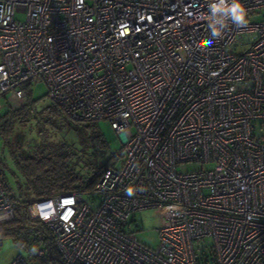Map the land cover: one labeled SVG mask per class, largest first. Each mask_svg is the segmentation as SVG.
Returning a JSON list of instances; mask_svg holds the SVG:
<instances>
[{"label": "built area", "instance_id": "2783aa9c", "mask_svg": "<svg viewBox=\"0 0 264 264\" xmlns=\"http://www.w3.org/2000/svg\"><path fill=\"white\" fill-rule=\"evenodd\" d=\"M216 2L0 0V98L22 107L44 83L68 118L107 120L123 144L90 191L30 202L62 264H264V0L213 35ZM151 208L155 248L136 237ZM15 218L0 182V225ZM17 250L9 264H48Z\"/></svg>", "mask_w": 264, "mask_h": 264}, {"label": "trees", "instance_id": "16d2710c", "mask_svg": "<svg viewBox=\"0 0 264 264\" xmlns=\"http://www.w3.org/2000/svg\"><path fill=\"white\" fill-rule=\"evenodd\" d=\"M31 88H27V103L19 108L10 109L6 107L3 114L0 115V138L2 143L10 151L13 162L18 174L23 179V183L17 187L18 194L12 192L7 175L8 167L0 157V182L10 195L16 208V218L14 221L0 225V240L7 238L17 246H24L27 249L41 247L46 254L48 264H62L61 258L57 252L53 235L50 229L40 220L32 219L28 213V207L31 199L28 193L32 194L34 199L48 197L57 193L88 192L90 191L102 171L113 166L122 154V148L112 152L107 160L100 165L88 162L87 167L70 164V159L75 154L69 150L59 152L54 150L46 151L38 147L34 153H24L20 145L11 148L10 140L13 136V129L16 123L25 124L32 115L35 101L30 97ZM66 114L62 108L51 103L39 111L42 118ZM72 127L79 128L87 134V142L101 150L108 148V142L101 134L97 121L77 122L68 118ZM82 158L77 155V160ZM88 168V169H87ZM16 182L18 176L11 172ZM44 264V263H43ZM82 264V263H75Z\"/></svg>", "mask_w": 264, "mask_h": 264}, {"label": "rangeland", "instance_id": "374dc122", "mask_svg": "<svg viewBox=\"0 0 264 264\" xmlns=\"http://www.w3.org/2000/svg\"><path fill=\"white\" fill-rule=\"evenodd\" d=\"M17 19H23V14H17ZM262 17L252 16V21H259ZM246 40L245 44H238L237 50L242 51L247 46V42L251 40L252 35H242L241 39ZM31 100L35 101V106L32 110V115L28 119L27 123L19 124L16 123L13 129V136L10 140L11 148H15L18 144L24 153H34L38 147L44 148L46 151L54 150L59 152H65L69 150L75 154L70 159V164L76 165V162L80 166L87 167L88 162L94 164H102L108 158L112 152H116L122 148L121 138L117 135L115 130L111 127L107 120L97 121V126L108 142V148L101 150L95 146H92L87 142V134L82 129L72 127L63 114L50 117V121H47L46 117L41 119L39 111L45 106L50 105L52 102L47 96V88L44 83L35 85L30 91ZM11 107L6 99L0 98V115L4 113L6 107ZM82 156L77 160V155ZM0 157L8 167L7 175L9 178V184L12 188L13 194L17 195V187L23 183V179L18 174L16 166L13 162L10 151L5 147L0 138ZM88 169V168H87ZM183 171L194 169L193 166H182ZM14 172L18 176V182L14 180L11 175ZM31 201L34 199L33 195L28 193ZM136 218L141 230L136 232L137 240L150 248H155L158 244V232L157 229L164 225L161 208H151L143 210L136 214ZM2 246L0 249V264H9L11 259L17 253V247L11 242L10 239L4 238L1 240Z\"/></svg>", "mask_w": 264, "mask_h": 264}, {"label": "clouds", "instance_id": "9594fccd", "mask_svg": "<svg viewBox=\"0 0 264 264\" xmlns=\"http://www.w3.org/2000/svg\"><path fill=\"white\" fill-rule=\"evenodd\" d=\"M211 18H215L210 23V28L213 35H219L220 30L224 27L225 21L231 19L237 26L246 24V11L241 3V0H231V3H226V0H218L211 5ZM133 193L128 191V195Z\"/></svg>", "mask_w": 264, "mask_h": 264}]
</instances>
